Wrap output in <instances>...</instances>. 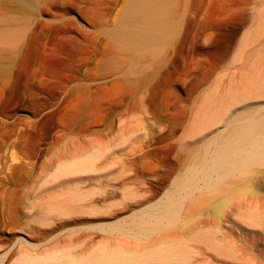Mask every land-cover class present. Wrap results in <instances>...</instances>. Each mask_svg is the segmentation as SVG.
I'll list each match as a JSON object with an SVG mask.
<instances>
[{"label": "rangeland", "instance_id": "obj_1", "mask_svg": "<svg viewBox=\"0 0 264 264\" xmlns=\"http://www.w3.org/2000/svg\"><path fill=\"white\" fill-rule=\"evenodd\" d=\"M128 2L0 0V264L17 256L19 237L32 254L56 246L40 238L36 229L45 226L35 215L40 204L73 187L63 184L68 178L47 182L65 159L103 151L98 171L81 185L94 188L116 177L126 154L150 141L152 160L166 174L175 144L169 133L198 101L192 86L227 42L241 38L254 11H264V0H192L181 22L174 4L168 36L132 52L106 30L119 24ZM155 50L157 73L142 86L143 72L129 73L132 59ZM136 173L155 198L163 194L164 176L144 167ZM141 182L127 185L141 189Z\"/></svg>", "mask_w": 264, "mask_h": 264}, {"label": "bare ground", "instance_id": "obj_2", "mask_svg": "<svg viewBox=\"0 0 264 264\" xmlns=\"http://www.w3.org/2000/svg\"><path fill=\"white\" fill-rule=\"evenodd\" d=\"M191 1L129 0L119 24L106 30L132 52L157 45L174 26V4L182 22ZM262 11H254L241 38L227 42L192 86L198 101L189 119L181 113L169 133L175 144L168 172L158 171L162 165L152 160L150 141L126 154L116 177L94 188L81 185L98 171L103 151L65 159L47 182L68 178L63 184L73 187L44 200L35 215L45 226L36 229L40 238L56 246L32 254L19 237L11 264H264ZM140 56L129 73L142 71L137 79L145 86L157 73L159 51ZM139 167L164 176L159 198L136 173ZM138 179L141 189L128 188V181Z\"/></svg>", "mask_w": 264, "mask_h": 264}]
</instances>
